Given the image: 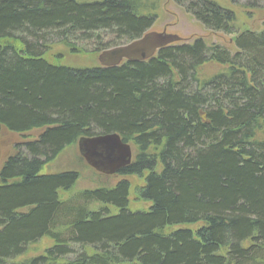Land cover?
Masks as SVG:
<instances>
[{"label":"trees","instance_id":"1","mask_svg":"<svg viewBox=\"0 0 264 264\" xmlns=\"http://www.w3.org/2000/svg\"><path fill=\"white\" fill-rule=\"evenodd\" d=\"M170 1L235 51L195 38L145 62L55 66L54 44L76 53L94 37L101 53L140 38L160 0H0V125L40 132L0 164V264H264V28L236 31V11L263 0ZM210 63L222 70L203 79ZM112 133L135 149L118 175L143 178L145 211L128 210L126 179L62 200L78 173L40 174ZM43 238L42 256L10 263Z\"/></svg>","mask_w":264,"mask_h":264},{"label":"rangeland","instance_id":"2","mask_svg":"<svg viewBox=\"0 0 264 264\" xmlns=\"http://www.w3.org/2000/svg\"><path fill=\"white\" fill-rule=\"evenodd\" d=\"M93 1V0H92ZM224 7H228L227 0H215ZM247 9V8H244ZM237 13L236 31L252 30L258 32L264 28V0L258 8L248 10L246 12L240 10ZM154 32H166L177 35L181 38V42L190 43L195 38H201L207 46L220 45L230 52H234L230 38L232 36L223 35L220 33H210L203 26L197 23L192 17L185 14L179 7L174 5L170 0H160L159 9L157 12V21L149 30ZM94 38V37H93ZM93 38L86 41L76 42L74 49L81 52L73 53L66 51L61 44H54L50 51L44 56V59L55 66H64L73 69L97 67L98 52L94 49L97 46V41ZM108 41L111 36L101 37L100 40ZM84 48V49H83ZM84 51V52H83ZM221 67L215 64H206L200 70L203 79L209 78L215 73L221 71ZM39 131H31L24 134H13L2 132L0 137V164L6 159V156L13 154L14 146L22 142L34 140L39 135ZM256 140H264V127L256 133ZM132 149V156L135 154V149L132 144L128 143ZM10 150H13V152ZM64 171H75L78 173V180L74 185L73 191L70 193H60L62 200H68L73 194L82 190H91L97 187H113L119 180L126 179L130 183L128 196V210L132 212L145 211L149 205L148 202L137 199L136 191L142 187L143 178L128 177L122 178L117 173L111 176H105L94 172L88 168L77 153L76 144L66 148L54 161L43 166L40 174H56ZM52 245L51 240L43 238L38 243L29 246L25 253L10 263H21L43 255L44 251ZM70 257H68L69 259Z\"/></svg>","mask_w":264,"mask_h":264},{"label":"water","instance_id":"3","mask_svg":"<svg viewBox=\"0 0 264 264\" xmlns=\"http://www.w3.org/2000/svg\"><path fill=\"white\" fill-rule=\"evenodd\" d=\"M180 42L177 35L150 31L126 45L102 51L97 62L102 68L118 67L123 62H145L154 58L158 50ZM76 146L85 165L102 175H114L131 163V148L116 133L81 137Z\"/></svg>","mask_w":264,"mask_h":264},{"label":"bare ground","instance_id":"4","mask_svg":"<svg viewBox=\"0 0 264 264\" xmlns=\"http://www.w3.org/2000/svg\"><path fill=\"white\" fill-rule=\"evenodd\" d=\"M118 174V173H117Z\"/></svg>","mask_w":264,"mask_h":264}]
</instances>
